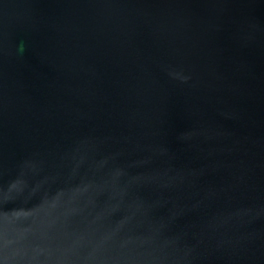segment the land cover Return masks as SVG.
<instances>
[{
  "label": "water",
  "instance_id": "95a60500",
  "mask_svg": "<svg viewBox=\"0 0 264 264\" xmlns=\"http://www.w3.org/2000/svg\"><path fill=\"white\" fill-rule=\"evenodd\" d=\"M0 264H264V0H0Z\"/></svg>",
  "mask_w": 264,
  "mask_h": 264
}]
</instances>
